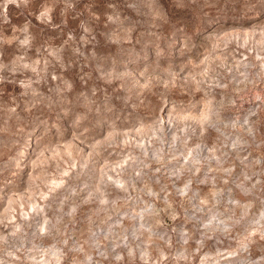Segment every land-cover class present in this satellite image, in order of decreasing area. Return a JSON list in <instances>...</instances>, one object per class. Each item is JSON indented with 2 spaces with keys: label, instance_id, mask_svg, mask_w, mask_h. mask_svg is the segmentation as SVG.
<instances>
[{
  "label": "rangeland",
  "instance_id": "rangeland-1",
  "mask_svg": "<svg viewBox=\"0 0 264 264\" xmlns=\"http://www.w3.org/2000/svg\"><path fill=\"white\" fill-rule=\"evenodd\" d=\"M0 264H264V0H0Z\"/></svg>",
  "mask_w": 264,
  "mask_h": 264
}]
</instances>
